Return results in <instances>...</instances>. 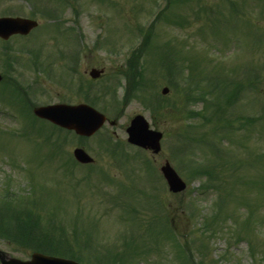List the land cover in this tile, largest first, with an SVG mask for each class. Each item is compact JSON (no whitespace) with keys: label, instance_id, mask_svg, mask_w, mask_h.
<instances>
[{"label":"rangeland","instance_id":"1","mask_svg":"<svg viewBox=\"0 0 264 264\" xmlns=\"http://www.w3.org/2000/svg\"><path fill=\"white\" fill-rule=\"evenodd\" d=\"M49 1L60 8L59 21L49 23L39 16L33 18L38 22V28L23 39L13 38L10 45L14 51H24L26 48L47 52L59 49L77 51L81 57L79 76L89 80L85 71L103 68L105 75L94 81L95 85H100L107 83L110 75L118 77L123 72L130 50L141 43L148 31L149 43L146 46L149 47L142 49V53L135 57V70L142 79V89L148 87L152 97L162 96L161 89L168 88V93L162 96L164 104L161 103L168 108L147 107L139 101L140 95L126 102L122 101L125 84L123 85L122 80L124 76L120 77L119 88H114L117 92V107L110 108L102 100L97 106L108 120L116 119V123L113 126L105 124L98 134L88 139L86 144L89 150H84L93 158L94 165L85 168L73 162L68 164L67 156L50 155L56 136L46 143L43 142L45 134L32 133L30 137L24 138L19 137L16 132L15 136L10 137L12 131L23 128L26 122L16 113L15 119L4 115L3 107H0V189L5 188L19 195L28 192L29 179L25 173L28 168L37 176L34 177L37 184L47 181L44 188L48 190L49 196L45 199V206H42L46 212L56 213L57 218L66 225L68 233L72 232L73 218L78 217L74 230L79 234L78 238L89 236V253L83 252V256L90 262H96L95 257L110 260L97 255L108 248L113 255L117 254L121 261L119 264H187L188 254L185 249L190 248L191 264H253L255 259V263L264 264L259 262L264 250V245L259 244V241L264 242V119H260L264 110V7L260 8L259 0H183L180 4L171 2L164 14L165 19L171 22L154 19L164 8V0ZM231 3L238 5V10L243 12L241 16L227 18ZM33 5L31 1L0 0V16L10 9V13L15 14L13 17H29ZM205 6L212 8V14L207 16L206 21L200 17L199 9H205ZM217 11L221 14H216ZM58 22L59 32L56 27L52 28ZM179 22L182 27L178 26ZM137 26L142 31L140 35H136ZM69 33L72 40L66 42L65 38ZM166 43L174 54L181 50L184 56L191 57L197 64L194 77L203 74L209 84L216 85L222 92L232 87L240 73H255L261 67L257 74L259 79L255 83L244 82L239 99L229 108L231 115L246 118L234 121L231 125L234 130H227L220 138L223 142L219 144V154L223 156L226 152L227 157L222 158L217 175L223 184L224 193L231 196L221 199L223 201L227 198L228 201L221 203L220 206L223 205L224 208L222 212L218 211V218L211 224L209 239L203 223L217 211L214 201L218 194H201L196 190L205 182L203 177L190 180L187 189L179 194L170 193L160 178L159 167L165 161L174 169L182 164L179 166L183 171L178 174L185 182L192 171L186 168L208 166L213 156L208 148L200 153L198 150L186 152L182 149L173 162L170 155L176 149V137L188 138L192 132L202 135L203 131L212 134L216 128L213 129L215 123H207L200 129L198 124L202 120H191L189 111H199L201 103H186L183 94L168 86L166 75L156 65V48ZM167 46L165 49L161 48L164 56L171 53ZM2 70L0 67V73H3ZM59 75L56 74L51 82L42 81V76L36 77L43 82L42 86L48 92L38 95L35 103L55 104L62 103L63 99H69L64 102L68 104L83 101L80 94L75 95L74 87L68 80L60 79ZM27 79L33 80L30 76ZM177 80L183 91L181 79ZM6 84L14 87L17 83L4 81L0 83V91L7 89ZM7 96L8 92L2 95L0 92L1 103L7 105ZM136 114L144 116L151 129L163 134L162 149L158 155L152 156L146 151L137 154V148L126 143L125 129ZM203 116L204 113L199 115ZM189 124L192 127H187ZM240 126L244 129L237 130ZM105 136L110 138L109 146L107 143L102 144L101 139ZM115 143L121 146L123 153L111 154L112 150L109 148ZM66 144L64 154L71 155L77 142L69 137ZM146 160L151 162L152 167L145 163ZM233 165L242 167L232 173ZM211 167L214 165L211 164ZM88 177L90 182L87 184L84 178ZM57 188L62 189L58 195ZM136 188L143 191L144 195L137 196L134 191ZM251 207L256 208L255 213L250 214L253 229L247 234L240 232L239 236L237 232L243 226ZM128 208H135L137 212L130 214ZM162 211L169 214L168 219H162ZM166 226L172 229V234L171 230H166ZM256 227L259 231L255 233ZM251 235L259 239L253 258L249 254ZM127 240L131 250L124 251L120 244ZM200 244L202 248L199 247ZM0 249L20 260H26L30 255V251L16 250L1 241ZM128 252L131 254L130 259L125 258Z\"/></svg>","mask_w":264,"mask_h":264},{"label":"trees","instance_id":"2","mask_svg":"<svg viewBox=\"0 0 264 264\" xmlns=\"http://www.w3.org/2000/svg\"><path fill=\"white\" fill-rule=\"evenodd\" d=\"M175 2H183V0H175ZM204 11V10H203ZM178 26L182 27L181 22L178 23ZM147 38L144 41L146 44ZM188 73V78L191 76L193 66L188 64L184 68ZM169 74L172 70L167 69ZM177 75L179 72L177 71ZM178 78V77H177ZM188 78L184 79V88L183 93L187 98L189 103H201V109L197 112H192V117H195L197 120H202L198 126L202 129L207 123H215L216 126H213L214 131L218 128L228 129L233 124V121H240L241 118H244L240 115H235V118H227L231 116L230 107L232 105V97L236 95V89L228 88L226 91L222 92L216 85L207 86L205 89H201L198 84H190L187 82ZM170 79V78H169ZM168 79V80H169ZM172 80V79H171ZM170 80V81H171ZM129 85V79L127 80ZM168 85L173 91L182 93L178 85L169 82ZM12 97L16 98L15 92L12 93ZM165 108V107H160ZM203 117H199L202 115ZM199 114V115H198ZM227 116V117H226ZM200 118V119H198ZM246 118V117H245ZM244 118V119H245ZM247 120V119H246ZM192 127V126H190ZM212 128V127H211ZM229 131L234 130L233 126L228 129ZM197 134V133H196ZM209 133L197 134L199 140L196 137L185 138L189 142H177L176 149L173 151V154L177 158V154L183 149L184 151L198 150L199 153L204 149L208 148L212 152V162L211 164L214 167L210 166H189L188 170H191V173L188 177L192 179H198L203 177L205 182L202 183L198 190L201 194L213 191L215 193L220 192V182L218 178L219 166L222 164V158L218 157V146L212 145L204 140V135L207 136ZM194 140L198 141L195 142ZM203 142H201V141ZM207 140V139H206ZM195 142V143H194ZM195 144L193 146L192 144ZM201 143L202 145H200ZM188 149V150H187ZM192 149V150H191ZM216 165V166H215ZM195 168V169H194ZM193 169L195 171H193ZM215 173V174H214ZM31 173H28V176ZM6 185L8 182L6 181ZM38 192L35 193L36 188ZM33 186L30 185V193L28 195H19L14 194L5 190L0 191V241L5 242L9 246H12L16 250L20 251H38L45 254L62 256L66 258L73 259L77 262L91 264L90 260L84 259L83 252L87 253L88 245L87 242L79 243V238L77 237L76 232L68 233L66 228L63 226L62 220L57 218L55 212H46L45 208V197L49 196L48 191L43 186ZM46 198V200H47ZM216 215H213L211 218H206L203 226L208 228L211 226V223L215 221ZM251 217V216H250ZM250 217L246 218L243 224L242 233H248L247 223L250 220ZM173 232L171 231L170 234ZM238 235L240 232H237ZM258 239L252 237V240L249 243V254L254 257V252L256 251V246L258 245ZM257 243V244H254ZM259 244H263L259 241ZM256 245V246H255ZM87 251V252H86ZM89 253V252H88ZM107 254V253H106ZM264 259V250H263ZM108 255V254H107ZM89 256V255H88ZM109 257L110 260L104 261L101 258H96V264H119L115 257ZM261 259V260H263ZM256 260V259H255ZM254 260V261H255ZM253 264H257L255 262Z\"/></svg>","mask_w":264,"mask_h":264},{"label":"water","instance_id":"3","mask_svg":"<svg viewBox=\"0 0 264 264\" xmlns=\"http://www.w3.org/2000/svg\"><path fill=\"white\" fill-rule=\"evenodd\" d=\"M36 26V23L23 19H0V37L8 38L12 34H27L30 29ZM93 76L98 72L93 71ZM1 79V78H0ZM165 92V90L163 91ZM264 92V90H263ZM34 114L40 118L47 119L63 128L72 129L79 135H92L104 122V117L86 106H49L34 110ZM128 142L138 147L149 149L154 154L160 150L159 141L161 134L148 129V124L141 116H136L126 130ZM74 158L80 163H90L92 159L88 157L81 149L73 152ZM168 188L171 192H180L184 189V183L179 179L176 173L166 163L160 169ZM1 264H76L69 260L45 256L39 253H33L30 260L20 261L9 257L0 251Z\"/></svg>","mask_w":264,"mask_h":264},{"label":"flooded vegetation","instance_id":"4","mask_svg":"<svg viewBox=\"0 0 264 264\" xmlns=\"http://www.w3.org/2000/svg\"><path fill=\"white\" fill-rule=\"evenodd\" d=\"M9 54L13 57V60H11V71L20 77H23V73L28 70L29 67L27 66V63L34 61L33 59L44 58V54L42 52H11ZM61 63H66V68L72 69L74 72L78 71L80 67V59L78 57L63 60ZM41 70L46 71L50 70V68L42 67Z\"/></svg>","mask_w":264,"mask_h":264}]
</instances>
